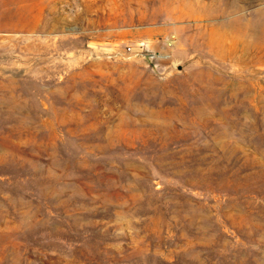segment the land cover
<instances>
[{
	"label": "rangeland",
	"instance_id": "rangeland-1",
	"mask_svg": "<svg viewBox=\"0 0 264 264\" xmlns=\"http://www.w3.org/2000/svg\"><path fill=\"white\" fill-rule=\"evenodd\" d=\"M0 264H264V0H0Z\"/></svg>",
	"mask_w": 264,
	"mask_h": 264
},
{
	"label": "bare ground",
	"instance_id": "bare-ground-1",
	"mask_svg": "<svg viewBox=\"0 0 264 264\" xmlns=\"http://www.w3.org/2000/svg\"><path fill=\"white\" fill-rule=\"evenodd\" d=\"M255 41V40H254Z\"/></svg>",
	"mask_w": 264,
	"mask_h": 264
}]
</instances>
